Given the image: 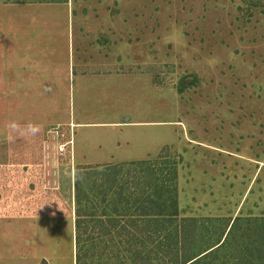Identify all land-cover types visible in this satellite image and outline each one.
I'll use <instances>...</instances> for the list:
<instances>
[{"label": "rangeland", "instance_id": "1", "mask_svg": "<svg viewBox=\"0 0 264 264\" xmlns=\"http://www.w3.org/2000/svg\"><path fill=\"white\" fill-rule=\"evenodd\" d=\"M161 156L189 252L264 214V0H0V264H77L76 171Z\"/></svg>", "mask_w": 264, "mask_h": 264}, {"label": "trees", "instance_id": "2", "mask_svg": "<svg viewBox=\"0 0 264 264\" xmlns=\"http://www.w3.org/2000/svg\"><path fill=\"white\" fill-rule=\"evenodd\" d=\"M176 177L177 163L162 156L157 163L78 169L76 263L93 264L94 251L103 242L101 255L119 260L126 252L128 264H264V214L218 218L223 224L216 233L220 235L189 252V226L197 219L180 217Z\"/></svg>", "mask_w": 264, "mask_h": 264}, {"label": "clouds", "instance_id": "3", "mask_svg": "<svg viewBox=\"0 0 264 264\" xmlns=\"http://www.w3.org/2000/svg\"><path fill=\"white\" fill-rule=\"evenodd\" d=\"M12 127H15V124H13ZM37 130H38V129H37L35 126H33V125H31V124L28 125V129H27V131H28L29 133H33V134H34L35 132H37Z\"/></svg>", "mask_w": 264, "mask_h": 264}]
</instances>
